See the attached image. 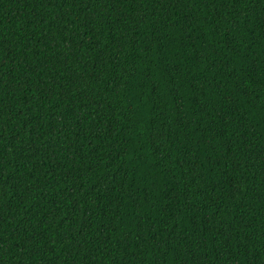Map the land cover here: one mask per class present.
Wrapping results in <instances>:
<instances>
[{
  "label": "trees",
  "instance_id": "trees-1",
  "mask_svg": "<svg viewBox=\"0 0 264 264\" xmlns=\"http://www.w3.org/2000/svg\"><path fill=\"white\" fill-rule=\"evenodd\" d=\"M0 264H264V0H0Z\"/></svg>",
  "mask_w": 264,
  "mask_h": 264
}]
</instances>
